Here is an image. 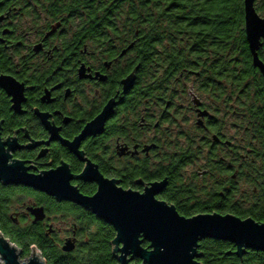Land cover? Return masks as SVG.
<instances>
[{
  "label": "flooded vegetation",
  "instance_id": "1",
  "mask_svg": "<svg viewBox=\"0 0 264 264\" xmlns=\"http://www.w3.org/2000/svg\"><path fill=\"white\" fill-rule=\"evenodd\" d=\"M94 8L95 0H0V81L7 86H0V157L6 165L31 176L60 169L85 197L97 192L96 177L138 194L165 181L156 199L181 216L232 215L262 224L264 96L255 95L264 94V82L256 89L252 79H238L251 69L262 77L248 47L249 58L233 50L224 63L206 49L208 57L190 55L172 69L160 65L158 44L154 52L142 47L132 25L140 17L117 16V10L95 17ZM127 77L133 84L123 93ZM107 105L111 113L100 124ZM38 208L41 214L33 213ZM0 226L28 234L50 260L77 263L99 254L102 232L112 227L81 204L3 180ZM215 241L223 240L200 239L195 260L203 264L201 244ZM223 242L241 263L249 252L263 253L246 249L239 257L233 243Z\"/></svg>",
  "mask_w": 264,
  "mask_h": 264
},
{
  "label": "water",
  "instance_id": "2",
  "mask_svg": "<svg viewBox=\"0 0 264 264\" xmlns=\"http://www.w3.org/2000/svg\"><path fill=\"white\" fill-rule=\"evenodd\" d=\"M244 32L252 65L264 78V63L260 60L258 50L264 41V17L255 8V0H243ZM3 88L5 83L0 81ZM133 84V77L123 81V93ZM111 113L107 105L98 117L101 124ZM96 122V121H95ZM6 157H0V180L13 184H23L68 199L90 209L99 218L111 225L115 236L111 241L112 256L118 264H200L198 241L212 238L231 242L236 247V255L242 257L246 249L264 253V224L254 223L250 219L241 220L232 215H196L186 218L168 205L156 199L166 182H155L138 194L117 188L113 181L96 177L98 190L91 197L82 196L73 189L60 169L44 175L31 176L24 173L19 165H6ZM42 209L33 213L41 214ZM220 222H224L221 224ZM143 241L148 246H143ZM72 245L67 243L65 250ZM20 250L0 232V264H31L34 253L42 255L36 248H31V257L27 261L19 258ZM43 258V257H42ZM41 264H46L42 259Z\"/></svg>",
  "mask_w": 264,
  "mask_h": 264
},
{
  "label": "trees",
  "instance_id": "3",
  "mask_svg": "<svg viewBox=\"0 0 264 264\" xmlns=\"http://www.w3.org/2000/svg\"><path fill=\"white\" fill-rule=\"evenodd\" d=\"M255 8L264 17V0H255ZM114 10L120 12L115 14ZM93 11L95 17L114 14L140 17L141 21L132 25H138L142 47L154 52L158 44L164 57L160 65L172 66V69L177 70L185 65V59L190 55L195 59L197 56L208 57L206 49L219 52L224 63L227 52L229 58L234 56L233 50H238L240 58H249L244 37L243 0H95ZM260 51L264 57V49ZM148 57H151V53ZM145 63L143 81L148 87L152 83V67L150 59ZM238 75L239 81L252 79L256 89L261 87L257 84L259 81L264 82L263 76L259 77L252 69L243 70ZM255 96L263 97L264 94L257 93ZM0 232L21 251L20 258L23 259L29 255L31 248H36L47 264H118L107 245V241L114 238L112 227L102 232L100 239L105 242L98 244L99 254L95 256L91 253L81 263L50 260L44 247L34 244L28 234L5 231L1 226ZM147 245L143 244L144 247ZM201 247L204 256L200 261L203 264H264V254L260 252H249L241 263L232 252V244L227 242L215 241L212 244H201Z\"/></svg>",
  "mask_w": 264,
  "mask_h": 264
},
{
  "label": "snow or ice",
  "instance_id": "4",
  "mask_svg": "<svg viewBox=\"0 0 264 264\" xmlns=\"http://www.w3.org/2000/svg\"><path fill=\"white\" fill-rule=\"evenodd\" d=\"M0 86H3L2 84H0ZM191 219V218H189ZM221 224H223L224 222H220ZM260 223L264 224V221H261ZM42 257L39 256L38 253H34L33 257L30 258V262L31 264H41L42 262Z\"/></svg>",
  "mask_w": 264,
  "mask_h": 264
},
{
  "label": "rangeland",
  "instance_id": "5",
  "mask_svg": "<svg viewBox=\"0 0 264 264\" xmlns=\"http://www.w3.org/2000/svg\"><path fill=\"white\" fill-rule=\"evenodd\" d=\"M18 255H19V258H20L21 251L18 253ZM31 256H32V254H31V252H29V255H28V256H26V258H24V259H23V258H20V259H21V260H23V261H27V258H28V257H31ZM2 261H3V260H2V259H0V262H1V263H2Z\"/></svg>",
  "mask_w": 264,
  "mask_h": 264
}]
</instances>
